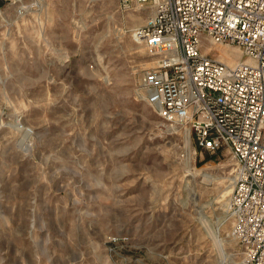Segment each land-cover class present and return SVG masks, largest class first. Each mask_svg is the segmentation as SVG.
<instances>
[{
    "label": "rangeland",
    "instance_id": "rangeland-1",
    "mask_svg": "<svg viewBox=\"0 0 264 264\" xmlns=\"http://www.w3.org/2000/svg\"><path fill=\"white\" fill-rule=\"evenodd\" d=\"M23 2L0 0V264H243L232 154L194 156L145 101L151 4Z\"/></svg>",
    "mask_w": 264,
    "mask_h": 264
},
{
    "label": "built area",
    "instance_id": "built-area-1",
    "mask_svg": "<svg viewBox=\"0 0 264 264\" xmlns=\"http://www.w3.org/2000/svg\"><path fill=\"white\" fill-rule=\"evenodd\" d=\"M5 1L25 16L23 0ZM147 4L151 15L133 33L150 60L145 101L190 132L194 156L232 154L230 236L243 264H264V0H120L122 12ZM220 46L241 58L227 64Z\"/></svg>",
    "mask_w": 264,
    "mask_h": 264
},
{
    "label": "bare ground",
    "instance_id": "bare-ground-1",
    "mask_svg": "<svg viewBox=\"0 0 264 264\" xmlns=\"http://www.w3.org/2000/svg\"><path fill=\"white\" fill-rule=\"evenodd\" d=\"M232 48H236V47H232ZM237 49V48H236ZM221 55H222V53H221ZM237 62V61H236ZM236 62H234L233 64H235ZM227 64H229V65H233V64H231L230 62H226ZM186 139H187V144L189 143V138L188 137H186ZM206 179H209V178H207V177H205ZM194 195V197L192 198V202H195L196 203V201H197V197L195 196L196 194H193ZM190 202V201H189ZM194 204V203H193ZM203 222L206 224V222H205V220L203 219ZM217 237V236H216ZM216 241H218V242H220V240H218V239H215ZM219 245V244H218ZM221 246V245H220ZM220 249V248H219ZM220 251V253H221V256L222 257H224L223 259H222V261H220L221 262V264H231V262L230 261H228V257H227V255L225 256V251L223 250V248L221 249V250H219Z\"/></svg>",
    "mask_w": 264,
    "mask_h": 264
}]
</instances>
